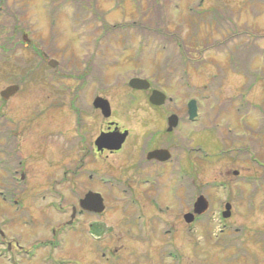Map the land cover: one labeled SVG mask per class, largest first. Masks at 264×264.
Returning <instances> with one entry per match:
<instances>
[{
  "label": "rangeland",
  "instance_id": "rangeland-1",
  "mask_svg": "<svg viewBox=\"0 0 264 264\" xmlns=\"http://www.w3.org/2000/svg\"><path fill=\"white\" fill-rule=\"evenodd\" d=\"M56 3L61 16L53 18ZM80 4L93 13L78 15ZM27 40L61 63L46 66ZM133 76L151 88H130ZM13 85L14 93L0 97V132L19 124L22 154L11 165L20 163L24 178L12 181L0 169V264H264V0H0V92ZM152 88L172 98L184 118L175 139L166 137L165 120L176 105H152ZM95 95L109 102V116L92 106ZM190 99L197 107L192 122L184 112ZM109 117L128 130L126 142L114 155L85 160ZM158 146L170 147L171 167L185 174L179 184L165 173L153 185L160 172L144 156ZM89 172L92 181L114 174L121 188L88 182ZM249 175L257 186L241 184ZM228 180L242 193L231 199L226 222L220 211ZM89 187L104 195L106 216L80 217L77 231L52 237L51 227L69 218ZM198 194L209 206L190 226L183 216ZM180 206L186 211L177 212ZM91 221L105 241L86 236Z\"/></svg>",
  "mask_w": 264,
  "mask_h": 264
},
{
  "label": "flooded vegetation",
  "instance_id": "flooded-vegetation-1",
  "mask_svg": "<svg viewBox=\"0 0 264 264\" xmlns=\"http://www.w3.org/2000/svg\"><path fill=\"white\" fill-rule=\"evenodd\" d=\"M52 15H53V17H57V18L60 16L58 13H53ZM12 17L14 18L13 22L15 24L16 21L19 19V15L15 13V14L12 15ZM15 28L13 29V35H15L16 32H17V29H15ZM142 33H144V32H142ZM23 35H25V33H23ZM37 38L40 40L39 37H37ZM98 39H99V37L95 38L96 43H98V42L101 43V39L100 40H98ZM41 42L44 44L46 41H44V42L41 41ZM23 45L25 47H27V48H30L32 50V53L34 54V56L35 57H39L40 60L42 61V63H44L46 66L48 65V62L50 60H52V59L57 61V63H55L53 68H55L58 65V63H61L60 60H57V59H55V57L51 56L53 54L45 52V51H37L38 44L36 42H34V41H28L27 40V41L23 42ZM49 51H52V49H49ZM3 101H5V100H3ZM170 102H171V104L175 103V101L172 102V100ZM70 106L72 107L74 105L71 103ZM176 110L177 111H174V112L177 113L178 112V107L176 108ZM170 112H172V111H170ZM167 117H166V120H165L166 124H167ZM179 120H180V123L182 124V122H183L182 117H179ZM3 122H6V120L3 119ZM16 124L14 125L16 127V129H14V130L7 123L4 124L6 129L4 128L0 132V155H1V157H0V169L4 170L5 173L8 174L11 179H13L12 181H15V179H16L15 177H16L17 174H18L19 178L21 177V175L24 177V174H22V172H21L20 163L11 165L12 160L13 159H18V157H21V154H22L21 144H20V141L18 140L19 136L16 135V130L19 129V126H18L19 124L18 123H16ZM164 127H165V125H164ZM166 127H167V125H166ZM118 129H119V131H124L126 128L125 127H121L114 119H111L110 117H109V120H107L106 122H104L102 124L100 123L99 126H98V130L95 133L93 139H90V141H89L90 150H88V148H86L85 151L82 153V158H84L85 160H88V158L90 157V158H94V160H96L98 162L99 161L98 158H100L99 156H101L102 154H106V156H107L109 154H113L114 155V154L118 153L117 151L120 150L122 145L126 142V140L128 138V135H129V132H128V135L126 137V140L124 141V143L121 145V147L118 150H112V149H108V148H105V147H99V145L96 144V139L99 136H101V135H112V133H115ZM156 132L157 131H155V133H153V135H152L153 137H155V139L157 137V136H155V135H157ZM165 132L168 133V134H166V137L168 136L169 137L168 140H170L172 138V136L175 139V136L178 134L179 131L177 129H173L172 131H169V132H167L165 130ZM179 136H181V135H179ZM85 146H87V145H85ZM241 148H242V150L244 152L245 148L244 147H241ZM158 149H169L168 151L171 154V157L169 158V160L160 161V160L155 159V158H147V155H148L149 151L158 150ZM230 149H231V147L229 149H226V151H224V153L225 154L230 153L229 152ZM151 150H147L145 152V156H144V160H146L145 164H150L152 166H156L159 169L158 171L160 172V174H158L156 176V178L153 179V185H155L156 182L158 183L159 182V178L162 177V176H165V173L168 174V177H170V178L175 177V181L179 184V182L181 180V176H182L181 168H180V170H179V168H177L175 170L174 167H171V166H173L175 158L172 156V151L170 150V147L168 146V148H167L166 146H158V147L152 148ZM90 152H91L92 155L89 156L88 153H90ZM249 152L252 153L251 150H249ZM11 153H12V158H8V157L11 156ZM85 160H81L79 166H84L83 164H84ZM85 164L88 166V168L91 170V172H94V173L96 172V174H97V172L100 171V169L97 170V168H91L90 167L91 165L89 166V164L87 162ZM80 169L82 171H84L83 167H81ZM91 172H89V175L87 176V178L90 180L88 182H93V183H98L99 182L100 184H103L101 181L104 178L106 180V183L103 184L104 186H116V188H121V183L119 181V178L115 177L114 174H109L107 172L106 173L108 175L103 174V173H99L97 175V180L92 181L93 174ZM1 174L2 173L0 172V177H3ZM232 174L233 175H238L239 171L234 170L232 172ZM63 175H64L63 176V178H64L65 177V171L63 172ZM148 177H149V175H148ZM241 184H243V183H241ZM177 188H178V186H177ZM226 189H227L228 192H227V194H226V196L224 198L225 200H224L223 205H225L227 203L230 204L229 214H228V217L225 220L226 222H228L229 218L231 219V215H232V213H231V207H232L231 203L232 202H230V201H231L232 198L236 200L237 197L241 196L242 191L238 190V187L233 188L229 180L227 182ZM177 190L178 189H176V191ZM88 191H92V192L94 191V192H100L101 193V191L91 189L90 187L88 188V190L86 189V193ZM121 192L122 193H127L128 190L127 189H121ZM131 193L133 194V192H131ZM174 194H175V191H174ZM101 195L103 196V201H104V195L102 193H101ZM233 199H232V201H233ZM132 206L137 208V209H142L141 207H139V204H132ZM154 206L155 207H160L159 205H156V204H154ZM163 207L166 208V209L170 208L169 206L167 207L166 205L163 206ZM185 208L186 207H181V206L180 207H176V209L178 210L177 212H180V213H181V211H184ZM191 209H192V207H191ZM69 211H70L69 218L65 219V221L63 222V225L62 226H58L57 228L51 230L52 237L57 235V234L58 235L59 234L63 235L65 233L68 234L70 231H72V232L77 231L78 230L77 224L81 223L80 217L92 216V217L96 218L95 221L96 220L98 221V220H101V218H104L106 216V214L108 213L107 208L105 206H104L103 210L100 211L99 213L92 212V211H86L84 209H80L78 206H71ZM64 212H65V214L68 213V208L67 207H65V210L63 211V213ZM141 212H142V210H141ZM188 212L189 211H187L186 213H188ZM155 214H157V213H155ZM184 214H185V212H184ZM205 214L206 213H204L202 215H194L193 221H191L189 223V225L193 226L198 220H201L205 216ZM153 218L154 219L156 218V221L158 223V221H159L158 220V218H159L158 214L153 216ZM71 219H72V221H70ZM69 221H70V223H69ZM159 223H160V221H159ZM136 224H138V223H136ZM164 232L165 233H169L170 230H165ZM86 233H87L86 236L88 235L87 237H89V238H91V240H93L92 242H102V241L106 240L105 239V235H104V231H101V229L96 224L93 225L92 221L90 223H88V227H87ZM0 234H1V237L4 238V232L2 230H0ZM46 242H50V241L46 240ZM0 245L3 246L2 243H0ZM7 245H8L7 246L8 247V251H10L12 249L11 248L12 244L8 242ZM114 254H116V250H114L113 254L109 251V255H107L103 251L101 253V256L107 258V257L112 256Z\"/></svg>",
  "mask_w": 264,
  "mask_h": 264
},
{
  "label": "water",
  "instance_id": "water-1",
  "mask_svg": "<svg viewBox=\"0 0 264 264\" xmlns=\"http://www.w3.org/2000/svg\"><path fill=\"white\" fill-rule=\"evenodd\" d=\"M128 85L133 89L138 90H146L149 87V82L146 79L133 77L128 81ZM17 90V86H9L5 90L0 92V95L3 99H7L12 93ZM150 103L154 105H161L165 101V95L157 90L153 89L149 96ZM94 108H98L103 116L107 117L110 114V108L107 100L96 97L92 103ZM188 115L189 118H193L196 115V105L194 100H190L187 104ZM177 117L174 114H171L167 119V131H170L172 127L176 126ZM126 132L123 133H113L112 135H101L96 139V144L99 147H105L108 149H119L121 144L123 143ZM147 158H155L158 160H166L169 158V153L166 150H154L148 153ZM79 206L82 209L88 211H96L99 212L102 210L103 205L101 202V198L98 197L97 194L88 193L84 196V198L79 200ZM208 202L206 201L203 195H200L196 198L193 203V212L200 214L207 209ZM223 217H227L229 214V205H225V211L222 213ZM184 219L186 222H190L192 220V214H185Z\"/></svg>",
  "mask_w": 264,
  "mask_h": 264
}]
</instances>
